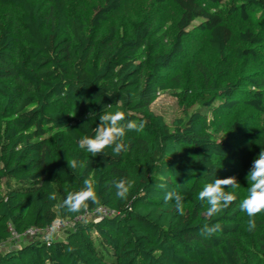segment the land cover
Masks as SVG:
<instances>
[{
	"label": "trees",
	"instance_id": "trees-1",
	"mask_svg": "<svg viewBox=\"0 0 264 264\" xmlns=\"http://www.w3.org/2000/svg\"><path fill=\"white\" fill-rule=\"evenodd\" d=\"M123 1L101 0L87 18L71 14L67 0H50L45 17L34 0H0V245L58 218L70 226L63 238L36 236L0 252V264H264V214L244 234L235 188L224 191L234 196L228 207L211 216L198 196L228 164L248 174L264 148V134L245 121L224 124L231 136L223 137L217 124L205 122L208 113L225 119L241 104L263 111L264 76L221 83L214 72L224 62L259 63L264 0L228 6L170 0L171 19H134L120 31L109 20ZM153 31L166 39L149 56ZM192 33L203 35L196 52L204 48L211 55L195 59L185 78L178 59L186 57ZM199 82L211 93L203 112L175 118L170 127L150 109L160 92L184 93ZM117 107L121 123L143 122L139 130L126 129L121 152L106 147L93 156L79 148L99 116ZM67 159L78 167L70 169ZM85 180L98 203L68 211L63 201ZM119 180L125 181L122 198ZM169 192L181 197L180 208L174 197L165 200ZM98 207L110 214L78 219ZM205 225L215 230L206 233Z\"/></svg>",
	"mask_w": 264,
	"mask_h": 264
},
{
	"label": "rangeland",
	"instance_id": "rangeland-1",
	"mask_svg": "<svg viewBox=\"0 0 264 264\" xmlns=\"http://www.w3.org/2000/svg\"><path fill=\"white\" fill-rule=\"evenodd\" d=\"M41 5V15L44 17L47 15V9L49 7L50 0H34ZM234 0H222L221 5H230ZM101 0H67L68 9L71 14H82L85 13L87 16L85 17H91V12L94 6L99 5ZM8 11H11L8 9ZM85 11V12H83ZM91 11V12H90ZM82 12V13H81ZM174 6L171 3L170 0H164L158 1V0H124L122 7L120 10L114 15L110 20L109 24H117L120 27V31H125L127 28V22H132L134 19H152L153 16H158L160 14H164L168 19H171L174 15ZM3 16V10L0 8V18ZM264 25V22H263ZM262 25V26H263ZM107 25L101 26L99 28V32H102L104 29H106ZM98 32L94 29L93 31ZM168 33H171L167 31ZM93 34V33H92ZM261 35L264 39V27L261 30ZM189 38L190 41L186 43L187 49H186V57H183V60L178 59L179 62L182 63L181 66H183V77L187 78L190 75V70L193 67L194 64L197 62H194L195 59L198 60H205L208 57H210L211 54L206 51L204 48H200L196 52V48L200 45L201 39L203 38L202 34L199 33H192ZM166 34L163 36H160L159 34H156V32L151 36L147 43V53L148 55L152 56L159 52L160 48L165 44ZM188 57V58H187ZM194 58V59H192ZM259 63H249L247 61L242 63H220L215 65V72L214 74L217 76V78L221 81V83H226L230 81L244 80V76H264V43L260 49V58L258 59ZM194 62V63H193ZM180 64V63H179ZM180 68L178 65L175 68ZM184 85L186 83H183ZM206 84L198 83L195 85H190L185 87V91L178 93L176 90H166L162 91L158 94L155 101L150 105V109L155 112L156 114H160L165 122L171 127L172 121L175 118H185L188 115H190L194 111L203 112L202 103L210 98V92L208 91V87L205 86ZM247 90V87L244 88ZM263 111L258 112L254 111L251 112L249 109H247L245 106L238 105L236 109L233 111L230 117H226L225 119L218 117L215 118L211 114L208 113V117L206 118V124H217L218 127V133L217 137H223L228 134L229 136L231 132L226 131V126L224 127V124L230 123L232 120H241L245 121L247 125L251 128L252 131L258 132L260 134H264V99L262 104ZM207 113V111H205ZM222 119L225 123H222ZM227 169L224 171V174L222 175L221 179L234 177L233 184L232 185H226L223 187V191H225L226 188H235L236 191L240 194L241 200L245 197L247 194V190L249 187L248 181H247V174L242 172L238 167L228 164ZM259 214H264V212L257 213L255 217H252L251 219L256 220V217L259 216ZM250 218L246 215V213L242 212L239 217V222L241 225L242 232L244 234H248L249 227H248V220ZM69 225L66 223V219L58 218L54 225L52 230L43 231L41 232L37 237L41 239H58L63 238L64 233L66 230L69 229ZM35 237V236H34ZM31 238L29 236H21L16 237L14 234L12 237L0 245V252H4L9 249L16 248L20 245H23Z\"/></svg>",
	"mask_w": 264,
	"mask_h": 264
},
{
	"label": "clouds",
	"instance_id": "clouds-1",
	"mask_svg": "<svg viewBox=\"0 0 264 264\" xmlns=\"http://www.w3.org/2000/svg\"><path fill=\"white\" fill-rule=\"evenodd\" d=\"M123 113L117 107L115 110L105 111L99 116V125L95 128L94 134H86L80 137L78 147L85 149L87 152L95 156L102 152L106 147H111L113 154H119L124 147L122 138L125 136L126 129L139 130L143 128V122L139 125L135 121H128L126 124L123 121ZM67 164L70 169H76L78 162L76 159H67ZM234 177L217 178L212 182L206 183L198 193L200 200H206L209 205L208 215H215L233 201L232 193L223 191V187L233 184ZM249 184L247 194L240 202V209L250 218L248 220L249 229L255 226L252 217L257 213L264 212V148L252 161L250 170L247 174ZM117 197L125 195V181L119 180L115 182ZM175 198L177 208H180L181 197L173 192H169L165 196V200ZM49 199H55V193L49 195ZM91 200L93 203H98L95 192L87 180L84 181L83 187L76 192H69L66 199L63 201L64 207L70 212H78L82 207L86 206V202ZM215 228H210L205 225L204 231L211 233Z\"/></svg>",
	"mask_w": 264,
	"mask_h": 264
},
{
	"label": "built area",
	"instance_id": "built-area-1",
	"mask_svg": "<svg viewBox=\"0 0 264 264\" xmlns=\"http://www.w3.org/2000/svg\"><path fill=\"white\" fill-rule=\"evenodd\" d=\"M110 212L106 209V208H103V207H98L96 210L90 212V213H85L81 216L78 217L79 220L81 219H87V218H92L94 221L97 220L100 216H103V215H109ZM56 221V220H55ZM55 221L50 225L48 226L47 228H45L44 230H37L35 228H31V229H28L26 230L23 234L21 235H17L15 233L14 236L16 237H21V236H29L30 238L32 237H36L38 236L41 232L43 231H48V230H52L53 229V225L55 223ZM66 223L69 225V221L66 220Z\"/></svg>",
	"mask_w": 264,
	"mask_h": 264
}]
</instances>
